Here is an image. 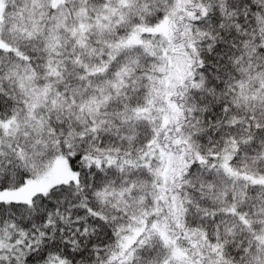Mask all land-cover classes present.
<instances>
[{
	"label": "snow or ice",
	"instance_id": "6c2138e0",
	"mask_svg": "<svg viewBox=\"0 0 264 264\" xmlns=\"http://www.w3.org/2000/svg\"><path fill=\"white\" fill-rule=\"evenodd\" d=\"M0 264H264V0H0Z\"/></svg>",
	"mask_w": 264,
	"mask_h": 264
}]
</instances>
